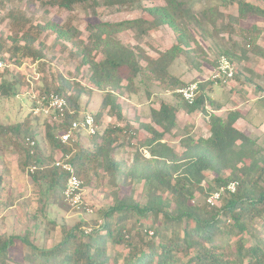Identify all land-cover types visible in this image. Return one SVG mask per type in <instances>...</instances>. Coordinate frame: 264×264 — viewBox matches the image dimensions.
<instances>
[{
	"label": "trees",
	"instance_id": "16d2710c",
	"mask_svg": "<svg viewBox=\"0 0 264 264\" xmlns=\"http://www.w3.org/2000/svg\"><path fill=\"white\" fill-rule=\"evenodd\" d=\"M47 1L66 9H70L76 3L95 6L98 2V0ZM127 1L131 0H103L107 4H123ZM197 1L202 0H165L164 5L147 9L151 20L134 18L88 23L86 41L77 38L80 31L75 27H63L54 22L37 25L39 30L48 28L55 33L57 40L61 39L71 44L74 48L73 54L80 59L76 70L86 67L85 79L92 86L75 84L72 91H76L79 96L93 89L104 93L98 110L92 112L97 123L106 110L115 114L117 121L122 119L117 99L123 91L138 94L142 87L145 95L149 97L153 83H159L164 90L170 92L171 99L169 102L162 101L158 109H151L149 112L151 122L159 126L161 131H157L151 125L140 124V127L149 133V136L144 138L142 147L150 156H141L136 150L129 165L121 164L112 156L114 143L117 141L115 132L116 130L122 132V129L116 126L103 131L104 139L101 143L97 142L96 135L89 137L78 134L77 140L71 145L61 144L55 137L56 129H65L79 116L77 112L66 113L63 123L56 124V128L44 122L43 139L48 142L51 150L47 157L40 147V140L34 129L30 128L26 121L0 126L1 135L13 134L19 139V143H13L22 152L24 158L22 167L36 166L30 178L38 186L46 184L48 191L59 190L62 194L64 188L66 174L52 165L54 156L61 151L73 154L71 162L80 179L90 166L95 170L105 171L112 179L116 178L115 173L119 169L120 184L126 187L132 179H141L146 197L145 202L139 203L133 199L132 194L119 197L117 192L114 193V203L104 211V223L100 228L84 234L79 224L67 229L63 226L59 241L49 248L35 244L29 232L22 235H0V264H9L11 259L9 251L16 240L20 241L24 249L23 264L264 262V186L260 185L264 180V154L256 147L252 138L236 128L235 122L240 117V112L230 110L226 115L220 116L207 111V105H215L209 95L216 85L213 80L199 81L197 95L192 103H188L178 92V89L186 84L184 85L180 78L171 72L175 60L180 55L192 58L190 53L193 50L190 48L185 21L189 17H194L193 5ZM206 1L208 4L200 10V20H205L211 25H215V21L222 17L218 10L220 3L234 2V0ZM236 6L238 19L264 17V8L250 0H236ZM161 25L168 26L176 34V43L164 51H159L156 57L149 55L140 45L133 47L125 45L117 37L118 33L126 30L144 34ZM250 33L252 36L250 35L248 40L253 44L252 53L264 57V48L255 43L261 29L253 25L250 27ZM22 36L26 45H31L34 41V37L29 33H23ZM15 49L14 51H17V48ZM96 55H101V58L97 59ZM221 55H225L229 60L236 58L232 48L230 52ZM13 58L19 62V58L16 56ZM17 78L8 83L1 81L0 94L5 96L17 94L20 77ZM233 79H240L237 72H234ZM68 84L64 78H60L59 85L53 86V90L45 89L41 92L62 94L70 108L78 112L85 111L77 100L72 101L70 93H65L70 87ZM179 109H184L187 113L197 110L202 112L208 117L209 126V136L206 138L194 140L187 136L181 139L180 145L183 148L181 153L162 141L165 133L175 127L176 113ZM27 137L35 141L32 153L25 145ZM245 157L249 158L247 164L243 162ZM238 163L241 165L237 166ZM227 169L231 172L224 176L222 172ZM207 170L214 174L211 181L206 180ZM2 180L3 176L0 175V189L4 186ZM232 181L237 182L234 192H222L218 205L210 206L206 202L192 203L197 192L204 193L207 197L212 191ZM202 182H205L206 187ZM160 199H163L162 204L158 205ZM3 206L5 203L0 200V210ZM159 215L161 221L158 226L155 224L149 226L153 228V234L147 240L142 236V231L146 228L131 234V231L126 230L125 225L121 224L138 217L141 226L145 219ZM113 224L117 227L114 228ZM109 245H123L127 248L120 261L117 256L108 253Z\"/></svg>",
	"mask_w": 264,
	"mask_h": 264
},
{
	"label": "rangeland",
	"instance_id": "374dc122",
	"mask_svg": "<svg viewBox=\"0 0 264 264\" xmlns=\"http://www.w3.org/2000/svg\"><path fill=\"white\" fill-rule=\"evenodd\" d=\"M250 1L264 8L263 0ZM164 4L165 0H131L123 4H107L103 0H98L95 6L88 3H76L70 9H66L53 5L47 0H0V56L8 57L12 62L13 56H16L19 62H14L20 67V70L8 68L1 79L8 83L20 77L17 94L8 96L0 94V126L26 121L30 128L34 129L35 135L40 140V147L47 157L51 154L48 142L43 139L44 122H47V119L42 116H31L29 111L31 105L28 96L25 95L26 90L30 88L34 91L53 90V86L59 85V79L64 78L70 84L65 93H70L72 101L77 100L83 110L93 113L98 110L104 96L102 91L96 89L90 90L89 93H82L80 96L76 91H72L75 84L92 86L85 79L86 67L76 70L80 59L73 54L74 48L71 44L61 39L57 40L55 33L48 28L39 30L37 25L54 22L63 27H75L80 31L77 38L86 41L88 23L115 22L134 18L151 20L152 17L147 9ZM207 4L206 0L195 2L192 11L194 17H189L185 21L190 48L193 50L190 53L192 58L184 54L180 55L175 60L171 72L179 76L184 85L197 80L210 79L218 56L224 52H230L232 48L236 58L231 59L230 62L240 79H232L227 85H214L210 95L215 105L209 108L222 116L238 108L240 117L235 122L236 128L252 138L256 147L260 148L261 153L264 154V57L252 53L253 44L248 40V37L252 36L250 27L255 25L261 29V34L255 38V43L264 48V17L238 19L236 0H234L233 3H220L218 10L222 17L215 21V25H211L205 20H200V10ZM23 33H29L34 37L31 45H26ZM117 37L125 45L142 46L149 55L154 57L159 51L176 43V34L166 25H161L144 34H138L135 30H126L118 33ZM15 48L17 51H14ZM11 54H13L12 57ZM96 56L97 59L101 58V55ZM141 63L144 64L143 61ZM154 84L157 93L160 94L154 96L155 100H151L150 103L148 102L150 96L145 95L142 87L138 94L123 91L118 97L117 102L121 104L126 120L117 121L115 114L108 110L104 111L107 113L106 116H103V113L99 120V133L96 135L99 143L104 139L105 129H112L114 126L122 129V132L118 130L115 132L117 141L112 151V156L121 164L129 165L136 150L141 156H146L144 150L136 146L138 141L141 143L140 146H143L142 142L146 134L144 130H140L141 127L137 129L135 124L129 123L134 119L131 107L136 108L137 103L143 108L144 115H148L151 103L157 105L161 98L168 102L171 99V94H167L161 84ZM216 108L220 109L216 110ZM184 112V109L178 110L175 127L165 133L163 138L178 153L183 150L180 145L181 139L190 136L197 140L209 136L206 115L196 111L186 116ZM156 130L162 129L157 126ZM13 142L19 143L15 135L0 134V175L3 176L1 182L4 185L0 189V200L5 203L0 210V235H22L29 232L35 244L42 248H49L59 241L63 226L67 229L79 224L84 234L100 228L104 223L103 213L114 203L116 192L119 197L132 194L133 199L139 203L146 200L143 180L132 179L129 186L125 187L120 184L119 169L116 170V178L112 179L105 171L95 170L90 166L81 179L85 202L92 211L87 212L82 207L73 208L63 200L59 190L48 191L46 184L38 186L32 182L30 167H22L21 163L24 160L22 152ZM89 144L91 145L90 142ZM243 162L247 164L249 158H243ZM240 165L241 163L237 164V166ZM230 172L231 170L227 169L222 174L227 176ZM205 174L206 180L211 181L213 172L207 170ZM202 184L206 187L205 182ZM260 185L264 186V180L260 182ZM205 198L204 193L197 192L192 203L202 204ZM162 200H158V205L162 204ZM113 219L114 217L111 220ZM160 221L159 215L145 219L141 226L139 225L141 220L138 217L128 219L121 224H124L131 234L146 228L142 231V236L147 240L151 235L146 231H153V228L149 226L152 224L158 226ZM113 227L117 225L113 224ZM232 238L234 239L235 236ZM23 252L20 241L16 240L9 251L11 256L9 264H23ZM126 252L127 248L123 245L108 247V253L117 256L119 261Z\"/></svg>",
	"mask_w": 264,
	"mask_h": 264
},
{
	"label": "built area",
	"instance_id": "2783aa9c",
	"mask_svg": "<svg viewBox=\"0 0 264 264\" xmlns=\"http://www.w3.org/2000/svg\"><path fill=\"white\" fill-rule=\"evenodd\" d=\"M34 66V63H32ZM15 68L20 70V67L10 59L0 56V81L4 77L7 69ZM34 71V70H33ZM234 67L230 60L225 55L218 56L214 71L210 77L216 85H227L233 79ZM35 73V72H34ZM197 83L189 82L185 86L178 89L181 97L188 103H192L197 95ZM30 100V114L33 117H45L50 125L56 128V124L63 123L65 114L79 113V116L72 120V122L63 130L56 129L55 137L61 144L71 145L78 138V134L85 136H95L99 133V125L95 117L90 111H75L68 106L66 98L62 94L55 92H41L34 91L32 88L26 90V94ZM25 145L30 148V153L33 152L35 141L29 137L25 139ZM72 153L58 152L54 156L52 165L59 168L66 174L64 188L62 190L63 200L73 208H84L87 212H91V208L85 202L83 196V181L76 175L75 168L71 162ZM30 172L36 169V166L30 165ZM237 182H229L225 186L212 191L206 198V204L215 206L219 204L222 192H234ZM149 235L153 234L152 230L146 231ZM127 236V235H126ZM255 264H264L258 262Z\"/></svg>",
	"mask_w": 264,
	"mask_h": 264
},
{
	"label": "crops",
	"instance_id": "0c3cea01",
	"mask_svg": "<svg viewBox=\"0 0 264 264\" xmlns=\"http://www.w3.org/2000/svg\"><path fill=\"white\" fill-rule=\"evenodd\" d=\"M161 51H164V50H161ZM152 56V55H151ZM152 57H154V56H152ZM177 76V75H176ZM179 77V76H178ZM180 78V77H179ZM180 80H181V78H180ZM182 81V80H181ZM199 81H202V80H197V81H195V82H199ZM155 87H156V85L154 84L151 88H150V92H151V95H150V99H148V102L150 103V101L151 100H155V98H154V96H157L158 94H160V93H157L158 91L155 89ZM213 90V89H212ZM160 91H162V90H160ZM165 92L167 93V94H170V92L169 91H166L165 90ZM212 92V91H211ZM210 92V93H211ZM166 93H163V94H166ZM210 93H209V95H210ZM131 96H133V95H131ZM160 97H162V95L160 96ZM210 97L212 98V96L210 95ZM131 99H133L132 97H131ZM212 100H213V98H212ZM162 101H166V99H164V98H161L158 102L159 103H157V105H154L153 103H151V107L149 108V110H148V115H144L145 113H143V108H141V106L139 105V104H135V106H136V108H134V107H131L132 108V113H133V115H132V117L134 118L133 120H131L129 123H132V124H135L136 126H137V129L138 128H140V124H148V125H151V126H153L155 129H157V125H155L154 123H152L151 122V120H150V116H149V112H150V110L151 109H158L159 108V106H160V103L162 102ZM170 101V100H169ZM120 103H121V101H119ZM210 106L209 105H207L206 106V109H208ZM220 109V108H219ZM219 109H216V110H219ZM233 110H237L238 112H240L239 110H238V108L237 109H233ZM198 111V110H197ZM120 112H121V115H122V119H125L124 118V115H123V113H124V111L121 109V104H120ZM193 112H196V111H193ZM193 112H190V113H187V112H184L185 113V115L186 116H189V115H191V114H193ZM198 112H200V111H198ZM208 112H213V113H215L216 114V111L215 110H210V108H209V111ZM177 113H178V111H177ZM177 113H176V116H177ZM106 114L107 113H104V115L103 116H106ZM141 115V116H139L138 117V115ZM217 115H219V114H217ZM220 116H222V115H220ZM143 118H145V119H143ZM206 118L208 119V117L206 116ZM126 120V119H125ZM118 124H120V123H118ZM140 130H144L143 128H141ZM144 132H145V134H146V136H144V138H146V137H148L149 136V133L146 131V130H144ZM138 141V140H137ZM162 141L163 142H167V141H165L164 139H162ZM168 143V142H167ZM140 142L138 141L137 143H136V146L137 147H139V149H142V150H144V152L146 153L145 155V157H149L150 155H149V153H148V151L146 150V149H144L142 146L140 147ZM144 144V143H143ZM169 144V143H168ZM170 145V144H169ZM171 146V145H170Z\"/></svg>",
	"mask_w": 264,
	"mask_h": 264
}]
</instances>
